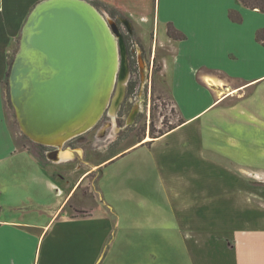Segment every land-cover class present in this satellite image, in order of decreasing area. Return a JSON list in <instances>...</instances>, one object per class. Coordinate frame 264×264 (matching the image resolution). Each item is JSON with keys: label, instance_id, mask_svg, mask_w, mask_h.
I'll return each instance as SVG.
<instances>
[{"label": "crops", "instance_id": "obj_1", "mask_svg": "<svg viewBox=\"0 0 264 264\" xmlns=\"http://www.w3.org/2000/svg\"><path fill=\"white\" fill-rule=\"evenodd\" d=\"M41 1L0 0V264H36L45 243L42 264H54L55 240L61 235L72 230L78 240L97 233L92 214L69 207L72 199L89 177L144 147L155 155L170 201L184 207L175 210L176 217L192 224L197 247L200 239L213 238L215 223L230 227L231 222L245 237L248 228H256L264 244V46L256 39L264 30V13L239 0H86L108 19L119 17L111 11L122 14L140 31L151 55L164 51L160 73L169 78L180 120L159 138L143 139L85 170L73 183L69 176L80 168L67 176L63 164L80 150H69L72 157L58 162L39 158L17 143L7 116L11 53ZM231 11L242 22H234ZM169 25L184 39L170 38ZM255 264H264V256Z\"/></svg>", "mask_w": 264, "mask_h": 264}, {"label": "rangeland", "instance_id": "obj_2", "mask_svg": "<svg viewBox=\"0 0 264 264\" xmlns=\"http://www.w3.org/2000/svg\"><path fill=\"white\" fill-rule=\"evenodd\" d=\"M106 19L112 28L117 30L119 44L124 46L121 71L128 70L133 54L135 61L142 58V70L144 69L143 73L146 74L145 62L148 63L151 50L149 44H144L140 31L128 26L125 17L110 16ZM152 37L155 39L153 35ZM129 38H132L131 43ZM132 41L136 43L135 47L131 46ZM19 42L20 39L11 53L13 61L19 52ZM130 48L134 53H129ZM163 52H158L154 66L150 129L148 123L146 128L144 123H133L131 110L128 112L129 108L125 107V125L120 124L124 126V130L118 133L120 126H117L114 110L119 107L116 106V97L125 84L120 72L107 113L94 128L64 146V149L68 150L62 154L64 160L72 157L69 150H80L79 154H73L72 162L63 164L66 175L71 173L74 167L80 168L81 171L72 177L69 176L73 183L85 170L118 155L144 138L150 137L153 140L152 137L167 132L179 122V113L170 94L169 78L160 73L159 57ZM145 82L144 79L142 85ZM5 94L8 121L17 143L38 152L44 147L27 138L18 125L10 101L9 80L5 83ZM142 94L143 92H140L141 96L135 99L134 104L144 111ZM186 132L188 131L184 130L181 133ZM114 139L117 140L116 143L111 144ZM159 148L160 145L154 150L160 151ZM145 149L147 147L113 162L83 183L69 207L76 205L92 214L89 218L95 221L97 233L88 237L81 236L78 240L72 230L68 236L61 235L55 240L52 257L54 264L59 260H69L72 264H255L256 259L261 261L264 256V244H260L262 235L256 234V228H248V235L245 237L238 223L235 229L232 222L230 227L227 224L215 223L213 238L200 239L197 247L196 239L192 235V230L195 231L192 224L178 221L176 217L175 210L184 207L170 201L168 194H171V191L164 189L155 167V155ZM42 150L49 152L47 147ZM66 154L69 155L68 158H65ZM184 163L186 164V161H183ZM247 224L253 226L255 221L248 220ZM233 230L236 236L231 235ZM52 237L50 236V239ZM45 246L46 243L38 249L36 264L43 263Z\"/></svg>", "mask_w": 264, "mask_h": 264}, {"label": "water", "instance_id": "obj_3", "mask_svg": "<svg viewBox=\"0 0 264 264\" xmlns=\"http://www.w3.org/2000/svg\"><path fill=\"white\" fill-rule=\"evenodd\" d=\"M116 33L86 0H44L33 8L8 78L27 138L56 153L98 124L110 108L124 54Z\"/></svg>", "mask_w": 264, "mask_h": 264}, {"label": "flooded vegetation", "instance_id": "obj_4", "mask_svg": "<svg viewBox=\"0 0 264 264\" xmlns=\"http://www.w3.org/2000/svg\"><path fill=\"white\" fill-rule=\"evenodd\" d=\"M129 39H130V43H131L132 38H129ZM132 42L133 43L131 44V46L135 47L136 43L134 41H132ZM133 47H132V49H133ZM128 48H129V45H128ZM132 49L130 48V52H129L131 54L134 53L132 51ZM131 58L132 59L129 61V64H128V70L123 69L121 71V63H120V68H119L118 74L121 72L120 74H122V78L124 79L123 81H125V84L120 89L118 97H116L117 102L120 98L119 107L116 110H114V113L116 116V123H117V126H120V124L125 125V123L123 121V115L126 112L125 107H128L129 108L128 112H130V110H131V118L134 117L133 123H135L136 125H138L139 123H144V128H146V124L148 123L149 124L148 128L150 129L153 75H154V66H155V61L157 60V56L155 57L153 55H150V59H149L148 63L145 62V65L147 66V69H146L147 73L146 74L143 73L144 69L142 70V58L137 59V61H135L133 54H132ZM144 79L146 82L142 85V82L144 81ZM142 87H143V89H142ZM140 92H143V94H142L143 98H141V99L144 102V105H143L144 111H141L139 109V107L137 108L134 104L135 99H138L139 96H141V95H139ZM122 127H124V126L119 127L120 130L118 133H120L122 130H124V129H122ZM144 140H145V138H144ZM116 141L117 140L114 139L111 142V144H115ZM52 150H53L52 148H49V151H52ZM108 150L109 149H107V151ZM37 153L40 156V158H43V159L49 161V156H48L47 152H44L42 150V148H41V150L39 149Z\"/></svg>", "mask_w": 264, "mask_h": 264}, {"label": "trees", "instance_id": "obj_5", "mask_svg": "<svg viewBox=\"0 0 264 264\" xmlns=\"http://www.w3.org/2000/svg\"><path fill=\"white\" fill-rule=\"evenodd\" d=\"M239 1L242 3V5L244 7H247V8L253 9V10H259L260 12L264 13V0H239ZM110 13L112 15H118L119 17H124L122 14H120V13L116 14V12H114V11H111ZM230 18L234 22H238V23L242 22V16L239 13L235 12V11H231L230 12ZM168 35L173 40H183L184 39V36L179 31H177L172 25L168 26ZM256 39H257L258 42L262 43V45L264 46V30L258 31ZM12 64H13V59L10 58V60H9V68H8L6 80H8V78H9V74H10V71H11ZM173 128H171L170 130H172ZM163 134L164 133H162L161 135H163ZM161 135H159V136H161ZM159 136L152 137V138L156 139V138H159ZM44 148H46V147H44ZM44 148H42V149H44ZM34 153L36 155H38L37 152H34ZM39 158H40V156H39Z\"/></svg>", "mask_w": 264, "mask_h": 264}, {"label": "bare ground", "instance_id": "obj_6", "mask_svg": "<svg viewBox=\"0 0 264 264\" xmlns=\"http://www.w3.org/2000/svg\"><path fill=\"white\" fill-rule=\"evenodd\" d=\"M116 40H117V38H116ZM117 41H118V40H117ZM119 100H120V98H119ZM119 100H118L116 106L119 105ZM76 138H77V137H76ZM74 139H75V138H74ZM74 139H72V140H74ZM149 140H151V138H150V137H147V138H145L144 141H149ZM67 143H68V142H67ZM67 143H66V144H67ZM66 144H65V145H66ZM65 145H64V146H65ZM64 146H63V145L58 146V149H57L56 151L54 150L56 153H52L51 151H49V152H48V154H49L48 156L51 157V158L58 157L57 160H56V161L58 162V160L62 159V154L66 151V150L64 151V149H62ZM59 151H61V152L59 153ZM59 156H60V157H59ZM65 156H66L65 158H68V157H69L68 154H66Z\"/></svg>", "mask_w": 264, "mask_h": 264}]
</instances>
